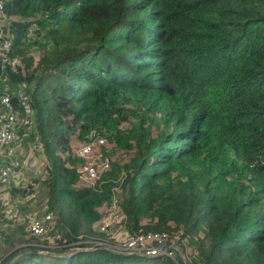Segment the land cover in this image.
<instances>
[{"label": "trees", "instance_id": "obj_1", "mask_svg": "<svg viewBox=\"0 0 264 264\" xmlns=\"http://www.w3.org/2000/svg\"><path fill=\"white\" fill-rule=\"evenodd\" d=\"M3 2L21 58L0 60V95L31 104L20 133L67 230L48 247L7 237L0 264H264V0ZM92 137L112 169L77 187L73 140ZM116 185L129 232L179 233L187 262L74 251Z\"/></svg>", "mask_w": 264, "mask_h": 264}, {"label": "built area", "instance_id": "obj_2", "mask_svg": "<svg viewBox=\"0 0 264 264\" xmlns=\"http://www.w3.org/2000/svg\"><path fill=\"white\" fill-rule=\"evenodd\" d=\"M16 16L9 15L4 10V2L0 0V60L2 64L8 63L10 65H15L20 61V55L15 54L11 56L8 54L12 46L13 35L8 32H5V25H7L11 20H15ZM0 95V183L4 184L9 182L11 179H15L13 185H17L19 178L21 177L20 171L16 167L21 166V162L14 158V153L16 150V142L20 139H23L25 134L20 133V127L30 131L31 128V113L32 108L30 102L26 95H23V91L19 89L16 90V95L20 97V102L18 107H14L11 103V92L10 91H1ZM28 131V132H29ZM16 137V141L11 144ZM79 141L80 139H76ZM74 141L72 144V152L75 156L80 157L82 161L77 164V187L81 186H91L95 187L100 185L104 181V177L108 171L112 169L111 158L108 155H105V149L102 152L96 155L93 154L94 148H99L100 146L106 145L105 137H92L84 141L77 142ZM10 142V143H9ZM31 149H36L38 143L36 141L31 142ZM2 153V154H1ZM20 174V176H19ZM18 179V180H17ZM26 184V180H24ZM28 189V188H27ZM119 189V186H113L114 194L111 200L108 203V208L117 213L118 219L116 223L123 222L124 235L126 236L125 242L123 244L115 243V237L109 235L108 237L98 238L91 237L90 240L93 242L91 244H84L83 246L77 245L75 250H87L89 248L102 247L116 252H122L126 254H140L147 256H169L175 258L177 254H180L184 261H188L183 248L178 242L180 238L179 233L170 234L165 231L157 232H145L133 235L129 232L126 222V214L122 210L119 198L117 197L116 191ZM30 190V189H28ZM7 192V191H6ZM4 192L3 194H6ZM10 192V191H9ZM25 193V192H24ZM19 192H10L11 199H13L14 204L23 200L26 196H30L32 192L26 194ZM23 197H20V196ZM4 196V195H3ZM5 197V196H4ZM21 198V199H20ZM46 206V205H45ZM13 205L7 207V211H3L0 214V219L3 221L1 231H0V240L3 238L5 233H8L13 227L7 226L9 221L6 223L4 219L8 217L7 212L10 214H16L12 209ZM1 208V206H0ZM19 218V217H18ZM111 217H108L105 221L100 223L101 227H107L109 225ZM55 221V227L50 226L49 223ZM113 221V220H112ZM6 223V224H5ZM111 224V225H114ZM121 224V223H119ZM27 225V224H26ZM25 225V226H26ZM13 226V225H12ZM27 243L38 245L41 247L53 246V239H59L62 236V232L67 230V226L63 223H56L53 214L47 209L44 215L34 217L30 223L24 228ZM79 235V234H77ZM82 235V234H81ZM88 236V234H84ZM109 239V240H107ZM105 240L109 241L106 242ZM47 241V242H46ZM78 242V241H77ZM39 250V249H38ZM40 251V250H39ZM47 252V250H41Z\"/></svg>", "mask_w": 264, "mask_h": 264}, {"label": "rangeland", "instance_id": "obj_3", "mask_svg": "<svg viewBox=\"0 0 264 264\" xmlns=\"http://www.w3.org/2000/svg\"><path fill=\"white\" fill-rule=\"evenodd\" d=\"M35 55H37L36 52ZM84 140L86 139H80L79 141L75 139L73 140V142L74 141L80 142ZM14 141H16V137L12 141H10L11 144L14 143ZM15 144H16V150L14 153V158L21 162V166L16 167L19 169L21 174V177L19 178L20 180L17 185H13L14 181H16L15 179H11L9 182L4 184L0 183V206H1L0 214H2L3 211H7L8 210L7 207L11 205H13L12 209L16 212V214L14 215L10 214L11 212H7L8 217L4 219L6 223L9 221L7 226L13 228L8 233H5L6 235H4L3 238H1L0 240V256L2 255V258L3 256H5L6 254L5 252L10 250L9 246L6 243V238L13 237V239H19L20 241L16 240L14 242L16 247L27 244V241H25L27 240L26 234L24 233V235L22 236L23 239L22 240L18 237L20 233L14 231H18L17 229L19 228V226H22L21 225L22 223H24L23 227L25 228L35 216L38 217L44 215V213L48 209L47 190L42 183V179L47 174L46 171L44 170V162H45L44 156L43 155L42 157L39 156L37 152L38 147L36 149H31L32 148L31 142L26 143L24 142L23 139H20ZM104 146L108 147V144L106 143V145ZM102 147L103 146H100L99 148L98 147L94 148L93 154L96 155L98 153H103ZM24 180L27 181L26 184ZM22 188L26 189L24 191L25 192L24 194L28 193L29 191L32 192V194L30 196H26L23 200L14 204L13 199H11L10 192H12V190H18ZM27 188L30 190H28ZM4 192H6L5 196L8 197V199L3 196ZM116 192H119V190H117ZM108 203L109 201L104 202V204L101 205L97 210L100 216L97 220H95L91 224V228L94 231V233L88 234V236H84V233H82V235L81 234L77 235L76 236L77 239L75 240V242H73V246L76 245L83 246L84 244H91L93 241L90 240L91 239L90 236L98 237V238L108 237L110 239L109 235H112L116 239L115 243L123 244L125 242L126 236L124 235L125 231L123 230L124 228L122 224L123 222H119L121 224L119 223L114 224L116 223L118 216L116 212L108 208ZM108 217H111L110 219L111 222L109 223V225L107 227H101L100 223L108 219ZM2 225L4 224L3 221L0 219V231ZM49 225L50 226L53 225L55 227L56 225L55 221L54 222L51 221ZM55 240L56 239H53L52 242L48 241V243H52L53 246H55L54 244ZM107 240L105 241L109 242Z\"/></svg>", "mask_w": 264, "mask_h": 264}, {"label": "crops", "instance_id": "obj_4", "mask_svg": "<svg viewBox=\"0 0 264 264\" xmlns=\"http://www.w3.org/2000/svg\"><path fill=\"white\" fill-rule=\"evenodd\" d=\"M13 192V191H12ZM5 196V194H3ZM10 196V195H9ZM6 197V196H5ZM8 199V197H6Z\"/></svg>", "mask_w": 264, "mask_h": 264}]
</instances>
